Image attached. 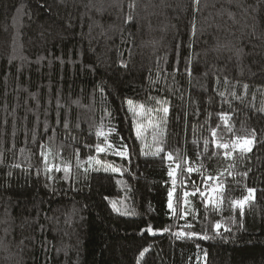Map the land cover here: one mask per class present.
<instances>
[{"label": "trees", "instance_id": "1", "mask_svg": "<svg viewBox=\"0 0 264 264\" xmlns=\"http://www.w3.org/2000/svg\"><path fill=\"white\" fill-rule=\"evenodd\" d=\"M0 264H264V0H0Z\"/></svg>", "mask_w": 264, "mask_h": 264}, {"label": "snow or ice", "instance_id": "2", "mask_svg": "<svg viewBox=\"0 0 264 264\" xmlns=\"http://www.w3.org/2000/svg\"><path fill=\"white\" fill-rule=\"evenodd\" d=\"M196 2L199 3V0H196ZM131 19H132V17H128V20H131ZM245 87H247V86L245 85ZM131 103H132V102L129 101V104H130V105H131ZM158 103H162L163 105H166L167 102H166V101H164V102H160V101H158ZM162 111H163V113L167 114V113H168V107H167V106H163V107H162ZM221 119L224 120V121H225V124H226V121H227V117H226V115L221 114ZM218 127H219V125H217V128H218ZM226 127H227V124H226ZM139 135H140V132L138 131V132H137V136L139 137ZM212 136H213L214 138L217 137L216 129H212ZM194 143H195V141H194ZM208 143H209L208 140H205V141H204L205 150H207ZM213 143H215V140L213 141ZM251 144H252V140H250V139H237V140H235V141L232 142V143H223V142H221V143H216V147H217V148H222V149H224V150H225V155H226V156H230L232 152H235V151H237V150H239L242 154H243L244 152H249V151H251ZM41 147H44V146L42 145ZM108 147L110 148L111 145H109ZM123 147H124V149H125L124 151H115V154H116V155H119V156L122 157V158L127 156L126 146H123ZM97 151H98V152H103V151H105V149H104V148H101V147H99V146H97ZM162 151H163V148H161V147H157L156 152H155L154 154H155V155H159ZM41 155L44 156V159H45V168H46V170H51V169L49 168V166H48V163H47V156L45 155L44 152H42ZM167 155H168V159L171 160V159H172V155H171V153H169V154H167ZM89 159L91 160L92 158L90 157ZM97 163H99V162L97 161ZM180 167H181V165H180L179 163H177V164H176V168H180ZM57 170H59V169H57ZM64 170H65V172H67V171H68V168L66 167ZM106 170H107V169H106ZM112 171H114V172H115V171H119V169L112 168ZM174 171H175V169H172V168L170 167L169 176H172L173 173H174ZM182 171H186L188 174H191V173H193V172H197V171H199V169H195V168H193V167H191V166H188V167L182 169ZM245 175H246V174H245ZM209 180H216V181H217V184H216L215 186H210V185H208V183H207ZM204 183H205V186H206L205 191H202L198 186H196V185L193 183V189H194V190H193L191 193H189V192H185V193H184V196H185V197H187V196H189V195L195 196L197 193H199L201 199L205 200L206 203H212L213 200H212L211 198H209V197H206V194H205L206 191L210 190L212 193H217V196L215 197V200H216V205H215V206H216V207H219L220 203H222V199H221V198H222V196H223V192L220 191V183L218 182V178H214V177H211V176L205 177V178H204ZM247 191H248V193H249V196L244 197L242 200H235V201H232L231 204H232L233 207H239V208L243 209L244 204L247 202L248 199H250L251 194H252L255 190H254V189H247ZM171 197H172V192H169V204H168V207H169L170 209L173 207V205H172V201H171ZM188 227H191V225H188ZM215 227H216L217 229H219V228L221 227V225H220V224H216ZM147 230H148L149 232L152 231L151 227H149ZM165 230H167V229H165ZM226 230H227V229H226ZM177 235L179 236V235H182V234H181V233H177ZM188 235H194V234H193V233H189ZM204 238L206 239L207 237H204ZM145 251H147V249H146ZM143 255H144V253L142 252V253H141V256H143Z\"/></svg>", "mask_w": 264, "mask_h": 264}, {"label": "rangeland", "instance_id": "3", "mask_svg": "<svg viewBox=\"0 0 264 264\" xmlns=\"http://www.w3.org/2000/svg\"><path fill=\"white\" fill-rule=\"evenodd\" d=\"M97 161L99 163H97ZM92 166H93V169L96 170V171H105V172H111V173H118V171H112V168H115V167H112L111 165L109 164H106V163H103L102 161L98 160V159H94L93 162H92ZM107 169V170H106ZM217 196V193H212L210 190H208V195L207 197L211 198L213 200V202H215V197Z\"/></svg>", "mask_w": 264, "mask_h": 264}]
</instances>
